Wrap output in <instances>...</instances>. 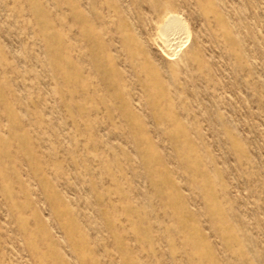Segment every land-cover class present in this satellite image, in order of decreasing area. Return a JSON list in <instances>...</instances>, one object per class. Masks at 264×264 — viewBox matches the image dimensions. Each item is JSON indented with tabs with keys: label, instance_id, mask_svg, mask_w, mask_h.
I'll return each mask as SVG.
<instances>
[{
	"label": "rangeland",
	"instance_id": "1",
	"mask_svg": "<svg viewBox=\"0 0 264 264\" xmlns=\"http://www.w3.org/2000/svg\"><path fill=\"white\" fill-rule=\"evenodd\" d=\"M0 264H264V0H0Z\"/></svg>",
	"mask_w": 264,
	"mask_h": 264
},
{
	"label": "bare ground",
	"instance_id": "2",
	"mask_svg": "<svg viewBox=\"0 0 264 264\" xmlns=\"http://www.w3.org/2000/svg\"><path fill=\"white\" fill-rule=\"evenodd\" d=\"M180 24H178V19H177V17L175 16V15H172L171 17H169V19H168V22L165 24V26L163 27V30H162V32H163V34L164 35H166V37H165V42H169L170 40H173V39H170V38H172L173 36H170V38H169V32H171L172 30H175L178 26H179ZM180 28V27H179ZM173 34V33H172ZM180 34V33H179ZM177 36H175V38H176ZM174 38V37H173ZM164 42V43H165ZM170 42H172V41H170ZM166 44V43H165ZM172 44V43H171ZM171 44H169L168 43V45L170 46ZM173 45V44H172ZM165 48H166V45L164 46ZM169 48H172V47H169ZM168 48V49H169ZM173 48H174V46H173ZM171 51V50H170ZM169 51V52H170ZM172 54V53H171Z\"/></svg>",
	"mask_w": 264,
	"mask_h": 264
}]
</instances>
